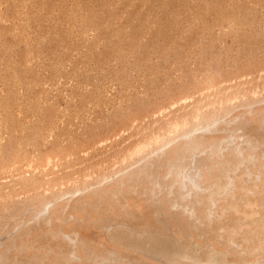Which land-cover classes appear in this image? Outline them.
I'll list each match as a JSON object with an SVG mask.
<instances>
[{"label": "rangeland", "instance_id": "obj_1", "mask_svg": "<svg viewBox=\"0 0 264 264\" xmlns=\"http://www.w3.org/2000/svg\"><path fill=\"white\" fill-rule=\"evenodd\" d=\"M0 264H264V0H0Z\"/></svg>", "mask_w": 264, "mask_h": 264}]
</instances>
